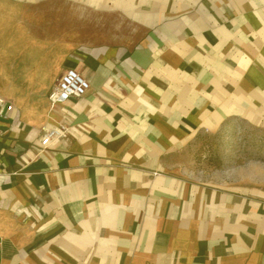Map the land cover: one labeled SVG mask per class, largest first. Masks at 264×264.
Returning <instances> with one entry per match:
<instances>
[{
    "label": "crops",
    "instance_id": "0c3cea01",
    "mask_svg": "<svg viewBox=\"0 0 264 264\" xmlns=\"http://www.w3.org/2000/svg\"><path fill=\"white\" fill-rule=\"evenodd\" d=\"M0 97V264H264V172L180 154L264 111V0H0Z\"/></svg>",
    "mask_w": 264,
    "mask_h": 264
},
{
    "label": "rangeland",
    "instance_id": "374dc122",
    "mask_svg": "<svg viewBox=\"0 0 264 264\" xmlns=\"http://www.w3.org/2000/svg\"><path fill=\"white\" fill-rule=\"evenodd\" d=\"M55 82L52 81V86ZM49 83L46 82L43 93L51 88ZM253 128L264 130V111L247 113L244 117H229L215 128L199 130L180 154L187 157L188 166L203 181L229 183L231 172L242 171L248 164H251V172L262 175L264 140L263 146L258 148L259 142L255 143L252 137Z\"/></svg>",
    "mask_w": 264,
    "mask_h": 264
},
{
    "label": "built area",
    "instance_id": "2783aa9c",
    "mask_svg": "<svg viewBox=\"0 0 264 264\" xmlns=\"http://www.w3.org/2000/svg\"><path fill=\"white\" fill-rule=\"evenodd\" d=\"M89 88V81L78 71L72 68L64 70L56 79L54 86L48 94V100L51 106L68 101L70 98L81 97ZM13 104L0 97V120L8 118V112L13 109ZM4 131L0 127V135ZM63 136V129H48L41 138L40 145L45 148L51 144L54 139Z\"/></svg>",
    "mask_w": 264,
    "mask_h": 264
},
{
    "label": "trees",
    "instance_id": "16d2710c",
    "mask_svg": "<svg viewBox=\"0 0 264 264\" xmlns=\"http://www.w3.org/2000/svg\"><path fill=\"white\" fill-rule=\"evenodd\" d=\"M259 132H261L263 134L260 135ZM252 137L255 140V143L259 142V144H257L258 148L263 146L262 142L264 140V130H260L258 128H253Z\"/></svg>",
    "mask_w": 264,
    "mask_h": 264
}]
</instances>
